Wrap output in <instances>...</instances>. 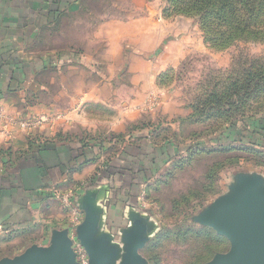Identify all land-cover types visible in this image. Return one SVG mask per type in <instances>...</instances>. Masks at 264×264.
<instances>
[{
	"label": "rangeland",
	"instance_id": "1",
	"mask_svg": "<svg viewBox=\"0 0 264 264\" xmlns=\"http://www.w3.org/2000/svg\"><path fill=\"white\" fill-rule=\"evenodd\" d=\"M88 3L60 15V49L74 53V61L46 77L50 88L39 102L43 114L60 120L72 113L71 102L100 97V103H78L75 122L59 137L105 144L111 161L117 149L143 145L131 135L149 133L143 147L166 148L172 160L177 154L172 167L156 170L159 177L142 195L153 226L140 253L147 264H206L230 248L195 220L214 198L204 199L208 172L217 195L242 172L264 175V42L242 38L215 48L200 18L182 13L176 0ZM114 20L145 22L139 29L150 34L138 36L139 49L131 48L143 59L124 58L121 64L113 54L103 60L106 66L100 62L104 53L95 37L101 22ZM119 66L122 72L114 74ZM233 83L235 93L227 90ZM161 157L156 165L163 163ZM214 157L226 163L222 169ZM4 251L14 256L11 248Z\"/></svg>",
	"mask_w": 264,
	"mask_h": 264
},
{
	"label": "crops",
	"instance_id": "2",
	"mask_svg": "<svg viewBox=\"0 0 264 264\" xmlns=\"http://www.w3.org/2000/svg\"><path fill=\"white\" fill-rule=\"evenodd\" d=\"M88 1L0 0V104L7 113L22 119L43 114L39 102L50 88L46 77L56 76L68 59L74 61V53L62 52L63 46L60 49V15L71 13L81 2L89 5ZM140 23L145 22H101L95 37L104 53L98 55L100 62L105 65L103 60L113 54L121 64L124 58H139L131 48H136L138 36L150 34L147 29L140 31ZM121 66L114 74L122 72ZM93 97L71 102L72 113L31 132L14 129L5 136L0 126V256L4 253L0 259L18 256L32 245L47 247L55 231L65 230L69 237L73 216L54 198L56 194L73 193L76 208V199L83 201L86 210L99 218L98 234L109 236L110 246L120 251L132 218L151 219L149 204L142 200L144 190L159 177L156 170L172 167L178 155L172 160L174 155L166 148L143 147L149 143V133L131 135V140L141 139L143 145L117 149L114 154L118 156L111 161L106 160L105 144L88 142L85 146L72 135L67 140L59 137L75 122L78 103L101 102L100 97ZM114 131L121 132V128ZM159 155L164 160L156 165ZM229 186L220 195L216 190L212 202L226 194ZM7 248L14 250V256L5 253Z\"/></svg>",
	"mask_w": 264,
	"mask_h": 264
},
{
	"label": "water",
	"instance_id": "3",
	"mask_svg": "<svg viewBox=\"0 0 264 264\" xmlns=\"http://www.w3.org/2000/svg\"><path fill=\"white\" fill-rule=\"evenodd\" d=\"M76 199L83 220L76 228V238L88 256V264H147L140 251L152 229L151 220L132 218L123 237V250L110 246L109 236L99 235V218ZM212 229L230 245L228 252L217 254L206 264H264V177L238 174L228 192L211 202L195 218ZM0 264H76L67 231L53 232L49 245H32Z\"/></svg>",
	"mask_w": 264,
	"mask_h": 264
},
{
	"label": "trees",
	"instance_id": "4",
	"mask_svg": "<svg viewBox=\"0 0 264 264\" xmlns=\"http://www.w3.org/2000/svg\"><path fill=\"white\" fill-rule=\"evenodd\" d=\"M177 1L182 5V13H195L200 18L201 25L206 30L205 35L215 48H225L235 39L242 38L253 42H264V0H184V2L176 0V3ZM250 75L247 76V80L251 78ZM261 84L264 85V81ZM237 86L233 83L227 87V90L233 92ZM259 86L255 88L258 89ZM212 98L210 96L207 99L212 100ZM81 143L88 145V142ZM225 164V162L216 163L215 167L222 169ZM210 173H212L210 179L209 176L206 177L209 179V187L204 189L205 200L215 193L211 181L213 172L210 170L208 175ZM150 264H158V262H150Z\"/></svg>",
	"mask_w": 264,
	"mask_h": 264
},
{
	"label": "built area",
	"instance_id": "5",
	"mask_svg": "<svg viewBox=\"0 0 264 264\" xmlns=\"http://www.w3.org/2000/svg\"><path fill=\"white\" fill-rule=\"evenodd\" d=\"M57 119V118H56ZM55 117L46 114H37L29 118L22 119L16 115L9 114L4 110L3 105L0 104V126L5 136H10L14 129L23 132H31L39 129L41 126L53 123ZM54 198L61 203V205L72 213L71 228L69 232V239L71 241V248L74 252V259L76 264H88V256L76 238V228L82 221V216L79 210L74 206V194H56Z\"/></svg>",
	"mask_w": 264,
	"mask_h": 264
}]
</instances>
